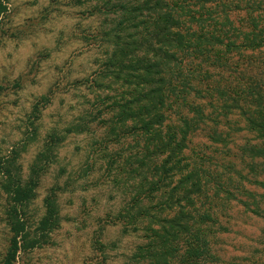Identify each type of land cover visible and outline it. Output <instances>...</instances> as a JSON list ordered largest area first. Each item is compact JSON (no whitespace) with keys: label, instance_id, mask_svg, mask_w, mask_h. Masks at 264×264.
I'll return each instance as SVG.
<instances>
[{"label":"trees","instance_id":"1","mask_svg":"<svg viewBox=\"0 0 264 264\" xmlns=\"http://www.w3.org/2000/svg\"><path fill=\"white\" fill-rule=\"evenodd\" d=\"M90 2L87 15L102 17L94 37L107 44L90 83L110 79V115L96 120L89 112L39 138L36 122L49 96L32 105L30 137L19 150L39 147L26 178L19 166L8 184L12 235L1 264L47 243L59 227L57 196L78 189L64 166L46 190L32 237L21 210L59 162L66 134L90 132L95 121L109 135L110 191L119 197L103 219L119 231L110 252L126 264H264V0ZM234 207L263 226L248 238L252 247L232 254L224 238ZM101 234L95 243L104 256ZM121 238L132 239L127 253L119 254Z\"/></svg>","mask_w":264,"mask_h":264},{"label":"rangeland","instance_id":"2","mask_svg":"<svg viewBox=\"0 0 264 264\" xmlns=\"http://www.w3.org/2000/svg\"><path fill=\"white\" fill-rule=\"evenodd\" d=\"M4 4L6 9L0 14V264L12 235L5 215V208L11 204L8 184L18 180L19 166L21 176L26 178L39 147L36 141L25 151L19 150L21 142L30 137L28 116L32 105L41 96H49L50 103L39 111L36 122L39 138L50 128L62 130L67 122L78 121L89 112L96 120L97 116L110 115V79H104L101 87L90 83L101 67L107 45L94 37L102 17L87 15L93 3L5 0ZM85 35L89 38L84 39ZM96 108L101 114L94 112ZM92 126L91 133L66 134L59 162L42 179L35 199L21 210L32 237L36 220L44 210L46 190L59 166H64L71 178H76L78 189L57 196L59 227L47 243L19 250L13 264H89L98 260L102 264H126L124 256L110 252V240L119 237L118 227L103 221L119 199L110 191L109 135L106 129L98 128L96 121ZM18 150L19 157L15 152ZM229 213L231 232L224 238L226 246L232 254L236 248L246 252L253 246L248 238L257 237L263 221L240 207ZM100 228V240L107 245L104 256L95 243ZM131 244L132 239L121 238L119 254L127 253ZM239 250L236 254L242 255Z\"/></svg>","mask_w":264,"mask_h":264}]
</instances>
